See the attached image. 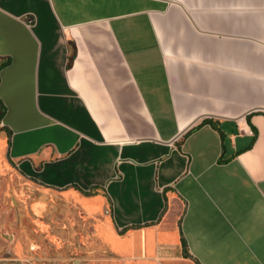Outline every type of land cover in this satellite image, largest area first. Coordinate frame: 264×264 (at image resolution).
Wrapping results in <instances>:
<instances>
[{"label":"crops","instance_id":"obj_1","mask_svg":"<svg viewBox=\"0 0 264 264\" xmlns=\"http://www.w3.org/2000/svg\"><path fill=\"white\" fill-rule=\"evenodd\" d=\"M124 264H264V0H0V164Z\"/></svg>","mask_w":264,"mask_h":264},{"label":"rangeland","instance_id":"obj_2","mask_svg":"<svg viewBox=\"0 0 264 264\" xmlns=\"http://www.w3.org/2000/svg\"><path fill=\"white\" fill-rule=\"evenodd\" d=\"M0 164V260L23 264H124L98 243L95 219L60 191Z\"/></svg>","mask_w":264,"mask_h":264},{"label":"flooded vegetation","instance_id":"obj_3","mask_svg":"<svg viewBox=\"0 0 264 264\" xmlns=\"http://www.w3.org/2000/svg\"><path fill=\"white\" fill-rule=\"evenodd\" d=\"M27 179V178H26ZM29 180V179H28ZM31 181V180H30ZM33 182V181H32ZM0 264H23L13 259H3L0 260Z\"/></svg>","mask_w":264,"mask_h":264}]
</instances>
